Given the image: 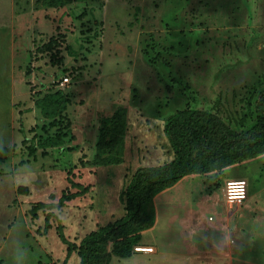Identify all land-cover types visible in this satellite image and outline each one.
I'll list each match as a JSON object with an SVG mask.
<instances>
[{"label":"rangeland","instance_id":"374dc122","mask_svg":"<svg viewBox=\"0 0 264 264\" xmlns=\"http://www.w3.org/2000/svg\"><path fill=\"white\" fill-rule=\"evenodd\" d=\"M51 38L57 61L41 49ZM261 88L264 0H0V264H79L68 244L123 214L120 192L138 167L173 158L170 114L188 105L240 129ZM58 89L67 108L47 119L35 100ZM118 106L127 109L123 161L95 166L100 118ZM60 132L61 145L39 148ZM234 179L247 182L239 205L226 202ZM77 191L60 208L31 211ZM154 206L137 245L149 252L109 264H264V154L187 175Z\"/></svg>","mask_w":264,"mask_h":264},{"label":"trees","instance_id":"16d2710c","mask_svg":"<svg viewBox=\"0 0 264 264\" xmlns=\"http://www.w3.org/2000/svg\"><path fill=\"white\" fill-rule=\"evenodd\" d=\"M39 1L46 7L58 8L72 2L92 0ZM58 46L56 38H51L41 49L50 51L51 58L57 61ZM144 54L148 62H155L156 56L150 55L148 50ZM68 101V96L58 89L36 99L35 106L45 118L55 120L62 117ZM249 110L250 114L245 119L251 115V121L240 129L230 127L211 111L188 105L170 114L164 122L163 131L173 158L159 165L138 167L120 192L123 214L89 231L78 243L68 244L67 254L75 251L79 264H109L112 255L123 258L131 256L135 252L134 247L141 241L142 233L155 223L154 198L157 194L187 175L220 172L264 154V88L259 89L251 99ZM126 130L127 109L123 106L100 118L90 163L95 166L120 164L124 156ZM63 136V132L47 136L39 143V148L61 145ZM28 150L30 154H35L37 147L31 143ZM80 192H63L57 203L38 201L31 211L35 215L37 208H60ZM48 218L49 215L47 222ZM61 237L64 238L62 234Z\"/></svg>","mask_w":264,"mask_h":264},{"label":"built area","instance_id":"2783aa9c","mask_svg":"<svg viewBox=\"0 0 264 264\" xmlns=\"http://www.w3.org/2000/svg\"><path fill=\"white\" fill-rule=\"evenodd\" d=\"M67 82H69V78L66 76L62 78V82L60 85H64ZM224 190H225L226 202L229 203L230 205H239L245 199H247L248 196L247 182L244 179H234V180L226 181ZM140 247L142 246H136L134 247L135 248L134 250L141 252H149V250L147 251L140 250L141 249Z\"/></svg>","mask_w":264,"mask_h":264},{"label":"bare ground","instance_id":"6f19581e","mask_svg":"<svg viewBox=\"0 0 264 264\" xmlns=\"http://www.w3.org/2000/svg\"><path fill=\"white\" fill-rule=\"evenodd\" d=\"M140 248H141L140 250H143V251L150 250V249H148L147 247H140Z\"/></svg>","mask_w":264,"mask_h":264},{"label":"crops","instance_id":"0c3cea01","mask_svg":"<svg viewBox=\"0 0 264 264\" xmlns=\"http://www.w3.org/2000/svg\"><path fill=\"white\" fill-rule=\"evenodd\" d=\"M230 167V166H229ZM228 168V167H227Z\"/></svg>","mask_w":264,"mask_h":264}]
</instances>
